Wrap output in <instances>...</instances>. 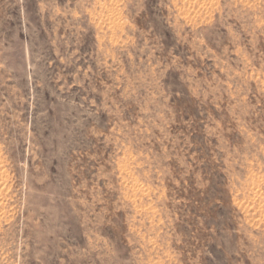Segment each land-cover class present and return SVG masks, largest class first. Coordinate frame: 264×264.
Segmentation results:
<instances>
[{
	"label": "rangeland",
	"instance_id": "obj_1",
	"mask_svg": "<svg viewBox=\"0 0 264 264\" xmlns=\"http://www.w3.org/2000/svg\"><path fill=\"white\" fill-rule=\"evenodd\" d=\"M0 264H264V0H0Z\"/></svg>",
	"mask_w": 264,
	"mask_h": 264
}]
</instances>
